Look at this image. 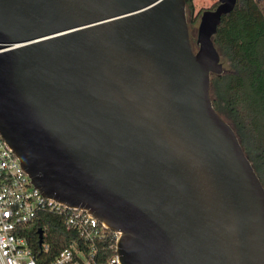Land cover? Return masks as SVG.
Here are the masks:
<instances>
[{
	"label": "water",
	"instance_id": "1",
	"mask_svg": "<svg viewBox=\"0 0 264 264\" xmlns=\"http://www.w3.org/2000/svg\"><path fill=\"white\" fill-rule=\"evenodd\" d=\"M218 2L195 51L186 0H0V132L121 264H264V185L211 98Z\"/></svg>",
	"mask_w": 264,
	"mask_h": 264
},
{
	"label": "trees",
	"instance_id": "2",
	"mask_svg": "<svg viewBox=\"0 0 264 264\" xmlns=\"http://www.w3.org/2000/svg\"><path fill=\"white\" fill-rule=\"evenodd\" d=\"M191 6L193 0H186ZM214 43L225 72L213 76L211 98L219 115L235 130L239 141L264 185V11L256 0H238L235 9L222 18ZM29 231V243L39 257L56 258L77 238L67 230L62 217L42 213ZM47 225L42 252L38 230ZM114 241L101 243L98 256L114 254Z\"/></svg>",
	"mask_w": 264,
	"mask_h": 264
},
{
	"label": "built area",
	"instance_id": "3",
	"mask_svg": "<svg viewBox=\"0 0 264 264\" xmlns=\"http://www.w3.org/2000/svg\"><path fill=\"white\" fill-rule=\"evenodd\" d=\"M42 213L62 217L67 230L77 234L70 247L53 260L36 255L29 243V231L38 224ZM39 231L43 232L40 248L48 252L47 225ZM119 237L93 214L46 197L32 184L0 132V264H121L117 252ZM107 238L115 243L114 254L104 258L98 252Z\"/></svg>",
	"mask_w": 264,
	"mask_h": 264
},
{
	"label": "rangeland",
	"instance_id": "4",
	"mask_svg": "<svg viewBox=\"0 0 264 264\" xmlns=\"http://www.w3.org/2000/svg\"><path fill=\"white\" fill-rule=\"evenodd\" d=\"M256 1L259 3L260 7L264 11V0H256ZM217 2H218V0H193V2L191 4L192 9H193L192 17H194L195 14L199 11H203V10H206L208 8H211ZM193 19H194L193 22H191L190 18L188 17V20L190 22L189 30H190L191 43L193 45L194 50L196 51L197 50L196 41H197V33H198L200 18H193Z\"/></svg>",
	"mask_w": 264,
	"mask_h": 264
},
{
	"label": "flooded vegetation",
	"instance_id": "5",
	"mask_svg": "<svg viewBox=\"0 0 264 264\" xmlns=\"http://www.w3.org/2000/svg\"><path fill=\"white\" fill-rule=\"evenodd\" d=\"M219 5V2H217L215 5H213L211 8H208L206 10H203V11H199L195 14L194 17H192L193 15V9H192V5L190 7V5L187 4L186 6V14H187V21H188V25L190 24L189 20H188V17L190 18V21L193 22V18H200V22H201V18L203 16V13L207 10H215L217 8V6ZM190 7V8H189ZM200 24V23H199Z\"/></svg>",
	"mask_w": 264,
	"mask_h": 264
}]
</instances>
